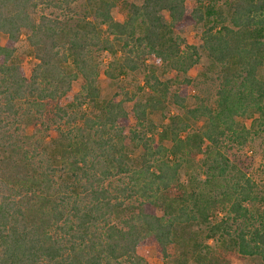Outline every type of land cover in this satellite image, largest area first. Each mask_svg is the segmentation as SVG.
Wrapping results in <instances>:
<instances>
[{"label":"trees","instance_id":"trees-1","mask_svg":"<svg viewBox=\"0 0 264 264\" xmlns=\"http://www.w3.org/2000/svg\"><path fill=\"white\" fill-rule=\"evenodd\" d=\"M93 1L74 20L77 0H0V264H146L145 243L164 264L188 263L182 250L216 264L209 240L264 264V145L256 175L224 150L264 134V0H224L211 26L203 0ZM105 53L103 77L142 74L145 98H103ZM202 56L214 97L187 107L192 80L178 76ZM170 106L181 113L156 125Z\"/></svg>","mask_w":264,"mask_h":264},{"label":"rangeland","instance_id":"rangeland-1","mask_svg":"<svg viewBox=\"0 0 264 264\" xmlns=\"http://www.w3.org/2000/svg\"><path fill=\"white\" fill-rule=\"evenodd\" d=\"M118 2V0H114ZM127 3H133L136 5H140L142 0H123ZM224 0H203L201 5L206 10V24L207 26H211L217 23V16L220 15L224 10L223 6ZM195 4L194 2H189L188 5ZM197 4V3H196ZM92 7H94V1L92 0H77L75 5L72 7L71 16L75 20L77 17L81 18L84 15H90L92 11ZM112 16L116 21L122 22L124 20V14L117 9L111 10ZM78 19V18H77ZM203 27H189L186 29L180 36L186 41L188 45H198L201 37V32ZM5 38L0 35V44L4 43ZM18 56L21 57L24 61L25 69L29 73L30 69L33 66V59L29 54H27L26 46L22 42L18 45ZM110 60V56L106 53L102 55L103 64L101 66L100 79H99V87L101 91V95L103 98H110L112 95L117 97V100H121L126 97H133L137 99H143L146 95L140 92V88L143 85V75L142 74H126L120 76L119 79L113 82H109L105 77H103V70L105 69V64ZM151 69H153L158 76H160L162 80L171 79L174 75L169 72H163L162 66L157 64L153 60H149L146 63ZM208 62L202 56L199 64L194 66L192 69L188 71L186 75H179L178 78L182 80L184 77H188L192 80L191 85L188 87V103L187 107H194L195 103H199L204 101V103H211L214 97V93L216 90L215 82H213V78L211 74L207 76H203L202 73L206 70V66ZM77 88L74 87L73 92H76ZM175 107L170 106L168 110H166L163 114H156L152 117L153 122L158 125L161 123L164 117H167L166 114H179ZM237 123L239 125L245 126L247 129L250 128V120L248 119H237ZM201 122H198L200 125ZM159 126V125H158ZM27 133H32L33 128L27 127ZM261 140L256 138L253 144H250V148L245 147L239 148L234 143H231L227 140V143L224 146V150L227 154V157L234 161L238 167H240L243 171H247L249 174H255L258 169H260L261 164V156H262V146L264 145V134H261ZM252 147V148H251ZM200 156H196L195 160H199ZM180 182H187V178L185 175V171L182 170L180 173ZM261 186V185H260ZM198 229V228H197ZM196 231V228H191V232ZM204 234L201 235L196 240L200 246L203 245L204 242ZM209 245L212 261L216 264H260L259 259L255 257H243L239 256L233 249H229L228 246L224 245V242H215L214 240H209L206 242ZM191 248H188L190 250ZM169 255L172 261L176 259L180 260L183 255L181 252L185 253L186 258L188 259V263L185 264H196L194 260L193 254L187 253L182 250L180 252V247L174 246L169 248ZM137 254L144 259L146 264H164V262L158 257L155 246L151 243L141 244L137 248ZM189 256V257H188ZM166 263V262H165Z\"/></svg>","mask_w":264,"mask_h":264}]
</instances>
